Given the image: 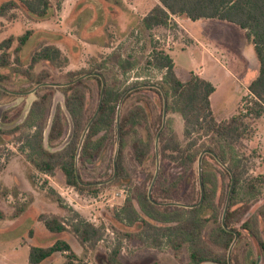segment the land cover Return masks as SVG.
<instances>
[{"label": "rangeland", "instance_id": "1", "mask_svg": "<svg viewBox=\"0 0 264 264\" xmlns=\"http://www.w3.org/2000/svg\"><path fill=\"white\" fill-rule=\"evenodd\" d=\"M5 1L9 0H0V5ZM50 1L51 15L44 21L32 20L21 4L20 8L10 11L7 17L0 16V42L10 36L17 37L27 30H32V35L20 52V64L13 62L12 55L11 66L0 68V75L3 77L0 85L9 91L6 96L0 98V130L12 129L20 123L25 118L31 103L43 94H48L50 112L57 104L63 108L64 95L59 89L64 86L50 84H65L83 76L69 77L68 73L71 72L91 70L102 65L105 83L115 87L116 90L121 91L143 84H156L162 87L165 71L158 70L150 64L154 56L159 53H166L172 57L175 73L181 81H187L192 71H203L204 77L215 87L210 101L211 110L217 120L229 117L239 108L251 106V99L246 89L247 79L250 77L249 72L253 73L258 69V61L253 46L245 37L244 30L238 26L218 19L188 20L185 26L188 34L192 36L191 46L189 45L192 42L191 38L180 26L183 24L182 17L171 18L164 27L144 28L142 17L157 3V0ZM12 14L16 16L13 19L10 18ZM43 44H55L68 59L63 67H55L47 62H40L34 67L35 76L46 73L47 77L43 83L49 84L47 86L52 89L36 85L33 80L15 70H28L31 55ZM16 45L15 41L8 50L9 53H13ZM207 49L215 52L219 63L211 60ZM128 68L130 70L126 71ZM77 82V88L86 95V116L89 117L95 111L98 102L97 82L90 76L75 83ZM36 87L38 88L35 92L28 93ZM134 90L129 91L126 94L128 96L124 97L121 111L142 107L147 119L126 136L122 151L124 179L115 177L112 181L105 182L113 175V158L117 149V137L115 140L113 136H108L100 149L96 150V146L92 145L89 152L92 158L86 161L78 158L77 172L82 181L92 187L82 193L67 186L60 171H57L53 177L35 172L24 155L17 150L18 133L0 134V210L11 217L17 205L28 204L25 211L18 216L16 229L0 233L1 257H10L13 248V243L5 244L4 239L11 240L18 235L26 238L25 234L28 230L37 225L38 213H55L62 216L65 221H70L73 216L72 211H75L96 226L105 227L103 240L94 250H86L70 233L56 234L55 238L68 239L77 255L89 263L110 264L108 254L120 242L119 260L122 264H189L186 245L175 252L166 245L154 248L148 242L137 238L128 239L122 233H137L139 228L125 227L114 219L115 210L123 205L127 197L133 198L135 207L139 209L135 202L137 189L148 194L156 171V136L162 126L163 100L156 92L158 90L156 88L143 87ZM5 113L7 120L3 122ZM249 126L254 130L253 134L239 142L236 151L245 170L244 176H264V113L259 118L249 121ZM69 131L70 123L64 140L67 139ZM162 133L165 134L166 139L174 137L183 146L187 143L183 120L177 113L167 112ZM101 136L103 134L94 138L95 143ZM136 138L151 139L150 156L143 164L137 163L134 159L132 142ZM159 140L160 136L157 141L158 157ZM160 162L159 157V165ZM164 162L165 176L168 179L166 184L171 185V180L179 175L180 170L176 163L168 159ZM204 169L213 176L208 186L214 187L215 209L221 214L228 195L227 177L221 175L212 162L204 164ZM194 170L195 180L198 163L195 164ZM100 182L104 183L100 184ZM191 184L190 182L179 185L177 191H174L176 196H172L175 200L169 202L161 201L163 198L161 192L153 193L155 183L151 188V195L157 198L159 203H174L172 205L178 207H182L181 204L192 205L195 203L178 201V199L184 201L196 199V191L192 190ZM49 189H53L61 197L65 208L59 207L49 194ZM35 198L40 205L39 208L36 205L37 209L33 205ZM169 205L171 204L165 206ZM230 211L234 213L231 225L240 233L232 246L231 264H264L263 249L254 237L258 236L264 244V189L262 195L252 200L240 196L230 207ZM201 218L205 219L203 238L207 245L215 252L227 253L228 256L231 246L226 252L215 244L218 243L215 233L218 222L213 217L212 211L205 208ZM46 240L50 239L36 237V242L40 245L50 242ZM62 262L63 258L56 256L44 264H62ZM8 264H29L27 251L21 250L20 254Z\"/></svg>", "mask_w": 264, "mask_h": 264}, {"label": "trees", "instance_id": "2", "mask_svg": "<svg viewBox=\"0 0 264 264\" xmlns=\"http://www.w3.org/2000/svg\"><path fill=\"white\" fill-rule=\"evenodd\" d=\"M20 4L35 22L44 21L51 15L50 0H9L0 5V16L7 17L10 11L20 8ZM171 16L184 17L191 21L218 19L244 30L245 37L253 46L259 64L257 76L247 86L251 106H246L244 109L239 108L229 118L217 120L210 104V96L215 91L213 84L193 72L190 73L187 81H181L175 73L172 57L166 53L155 55L150 64L158 70L165 71L161 88L167 99V112L177 113L182 118L187 143L183 146L174 137L166 139L165 134L160 133L159 157L161 162L153 193L154 191L161 192L160 195L163 197L161 201L169 202L175 200L172 196H176L175 192L179 185L191 182L192 190L196 191V199L192 201L178 199V201L198 203L200 188L198 173L195 180L193 178L195 175L194 166L198 163L200 154L209 150L214 155L205 153L202 156L203 200L194 208L156 205L150 202L147 193L137 189L135 202L139 209L135 207L134 199L127 197L123 205L115 210L114 219L125 227L136 226L139 228L137 233H122L128 239L137 238L148 242L154 248L166 245L175 252L186 245L189 252V264H228L227 253L215 252L205 242L203 238L205 219L201 218V213L205 208L212 211L213 217L218 222L215 229L218 243L215 244L227 252L234 241V232H237L231 225L234 213L230 211V207L237 202L240 196L243 195L247 200H252L262 195L264 189V176H244L245 170L236 151L239 142L247 139L254 132L249 126V121L259 118L264 113V0H157V3L142 17L141 22L145 29L164 27ZM15 17L14 14L10 15L11 19ZM31 35L32 30H27L20 36H10L0 42V68L11 66L12 55L14 56L13 62L20 64V52ZM15 41L17 45L11 54L8 50ZM67 61V57L63 55L58 46L43 44L31 55L28 70H15L31 81L33 80L36 85H41L47 75L45 72L34 75L33 69L38 63L47 62L55 67H63ZM92 73L98 74L89 75L90 78L96 80L98 85L97 109L102 87L101 77L104 78L103 66L98 65L91 70L71 72L68 73V76ZM2 79L3 77L0 75V83ZM77 84L78 82L59 89L64 95L63 108L57 104L50 112L48 94L38 96L31 103L25 118L12 129L0 130V134L18 133L17 150L24 155L35 172L53 177L57 171H60L64 176L65 184L82 193L92 187L81 184L77 179L78 158L83 161L92 158L89 153L92 145L96 146V150L100 149L108 136H113L116 140L117 108L121 97L129 89L119 91L106 83L99 113L90 124L79 148L83 132L96 109L91 116H86V95L77 88ZM44 87L52 89L47 85ZM156 92L163 100L161 92L159 90ZM6 95L7 92L0 88V98ZM3 119V122L7 120L6 113ZM146 119L147 115L142 107L120 111L116 179L125 177L122 151L126 136L135 127L141 126ZM69 123L70 131L67 139L64 140ZM101 134L103 136L95 143L94 138ZM132 149L136 162L143 164L150 156L151 139H134ZM165 159L176 163L180 170L179 175L171 180V185L166 184L168 179L165 176ZM219 161L227 165L234 177V186L225 217L226 228L222 225L223 212L219 214L215 209L214 187L208 186L212 182L213 176L204 169V164L207 162L216 165L220 174L227 177L226 192L228 194L231 175ZM79 178L82 181L80 175ZM49 194L59 207L65 208L61 197L53 189H49ZM152 199L159 202L155 197ZM27 206V203L17 205L12 217H18ZM70 211L72 210L70 209ZM72 212L73 216L70 221H65L62 216L56 214H40L37 220L42 222L50 233H70L83 249L94 250L103 240L105 227L96 226L77 212ZM4 218L5 214L0 210V220ZM113 230L116 229L113 228ZM32 233L33 231L30 230L29 237L32 236ZM239 235L240 233H238ZM254 237L264 252V244L261 239L256 235ZM120 251L121 243L119 242L108 254L110 264H122L119 260ZM55 254L62 256V264H92L80 258L72 245L61 238L48 246L30 245L28 261L30 264H41Z\"/></svg>", "mask_w": 264, "mask_h": 264}, {"label": "water", "instance_id": "3", "mask_svg": "<svg viewBox=\"0 0 264 264\" xmlns=\"http://www.w3.org/2000/svg\"><path fill=\"white\" fill-rule=\"evenodd\" d=\"M89 75H98V74H96V73L87 74V75H83L82 77H80V78H78V79H76V80H74V81H71V82H68V83H65V84H50V85H53V86H67V85L73 84V83H75L77 80L82 79V78H84V77H87V76H89ZM100 77H101V76H100ZM101 79H102V87H101V91H100V99H99L98 107H97V109H96V111H95L93 117L91 118V120L89 121L88 125L86 126V128H85V130H84V132H83V135H82L81 140H80L79 148H80V146H81V144H82V142H83V140H84L85 134H86V132H87V130H88L90 124L93 122V120L95 119V117L98 115L99 110H100V106H101V104H102V100H103V95H104V90H105V85H106V83H105L103 77H101ZM45 85H49V84H47V83H42V84L39 85V86H45ZM39 86H38V87H39ZM38 87H36L35 89L29 91L28 93H33V92H35V90H36ZM143 87H152V88H156V89H158V90L161 92V94H162V96H163L162 126H161V129H160V131L158 132V134H157V136H156V171H155V174H154V178H153V181H152L151 187H150V189H149V191H148V198H149V200H150L151 203L156 204V205H168V204H171V205H172V204H174V203H167V204H166V203H159V202H156V201H154V200L152 199V195H151V188L153 187V184L155 183L156 178H157L158 173H159V157H158V152H157V141H158V138H159V136H160V133L162 132V130H163L164 127H165V123H166V115H167V99H166V96H165V94H164L162 88H161L160 86L156 85V84H148V85H147V84H143V85L134 86V87L130 88L128 91H126V92L124 93V95L121 97L120 102H119V105H118V108H117V149H116V152H115V154H114V158H113V175H112V177H111L108 181H105V182L112 181V180L116 177V175H117V163H116V160H117V151H118V141H119V137H120V136H119V119H120L121 104H122V102H123L124 97L126 96V94H127L129 91L134 90V89H137V88H143ZM0 88L3 89V90H5L6 92H9V91H7L6 89H4L1 85H0ZM21 94H26V93H21ZM78 151H79V150H78ZM205 153H209V154L214 155L211 151L207 150V151H203V152L200 154L199 158H198V173H199L200 200H199L198 203H195V204H192V205H184V204H181L180 206H182V207H185V208H194V207L198 206V205L202 202V200H203V184H202V181H201V159H202V156H203ZM219 163H220L221 165H223V167H225V168L227 169V171L230 172L229 168L226 167L225 164H223L221 161H219ZM230 175H231V184H230V187H229V191H228V195H227V200H226V204H225V207H224V210H223V215H222V225H223L224 228H226V226H225V217H226V213H227L228 208H229L230 197H231V193H232L233 186H234V177H233V174H232L231 172H230ZM77 179H78V181H79L81 184H83V185H90V184H87V183H83V182L80 180L78 173H77ZM101 183H104V182H100V184H101ZM178 205H179V204H178ZM234 234H235V238H234V241H233V243H232V245H231V247H230V249H229V252H228V259H227L228 264H231L230 253H231V250H232V246L235 244V242H236V240H237V238H238V233H237V232H234Z\"/></svg>", "mask_w": 264, "mask_h": 264}, {"label": "crops", "instance_id": "4", "mask_svg": "<svg viewBox=\"0 0 264 264\" xmlns=\"http://www.w3.org/2000/svg\"><path fill=\"white\" fill-rule=\"evenodd\" d=\"M171 18H176V16H171ZM178 18H181V17H178ZM183 20H182V23L180 26L184 29L185 33L189 36V38H191V41H192V36L190 34H188L187 32V29H186V26H185V23L189 20L188 18H184L182 17ZM189 45H193V41L190 42ZM188 47V45H185V47ZM254 51V50H253ZM207 54L209 55V57L211 58V60L215 63H219L217 57L215 56V52L210 50V49H207ZM255 54V53H254ZM223 57H224V54L222 53L221 54ZM256 57V56H255ZM258 67H259V64H258ZM194 74L206 79L204 77V73L203 71H192ZM250 74V77L247 79V86L248 84L257 76V73H258V69L255 70L253 73L249 72ZM246 75V73H245ZM190 77V76H189ZM207 80V79H206ZM209 81V80H208ZM210 82V81H209ZM246 86V87H247ZM247 89V88H246ZM211 97V96H210ZM210 104H211V101H210ZM231 116V115H230ZM229 116V117H230ZM227 117V118H229ZM226 119V118H224ZM223 120V119H222ZM38 200L35 198V201L33 202V205L35 206L36 208V205H37V208L40 207V205L38 204ZM36 208V209H37ZM4 214H5V218L0 220V233H7V232H11V231H14L16 229V227L18 226V220H19V217H8L5 213V211H2ZM40 214H45V213H38L36 215V227L35 228H32L31 230L33 231L32 233V236L29 237V231L25 234L27 237L29 238H22L21 236H17L16 238H13L11 240H6L7 238L4 239V243L5 244H9V243H13V248H12V252L10 254V257H5V256H0V264H8V262H10L11 260L15 259L21 252V250H26L27 251V258H28V250H29V246L30 245H38V246H48V245H51L55 240L57 239H65V238H62V237H56L55 238V235L56 234H53V233H50L49 231H47L43 225L42 222L38 221L37 218ZM55 214V213H54ZM56 215H59V214H56ZM36 237L39 238V239H50V240H46V241H50L49 243H46V244H38L36 242ZM69 242L68 239H65ZM70 243V242H69ZM72 245V243H70ZM56 256H61L60 254H55L53 257H56ZM53 257H51L50 259H47L45 261H43L41 264H44V262H47L48 260H51L53 259ZM62 257V256H61ZM29 263V261H28ZM30 264V263H29Z\"/></svg>", "mask_w": 264, "mask_h": 264}]
</instances>
